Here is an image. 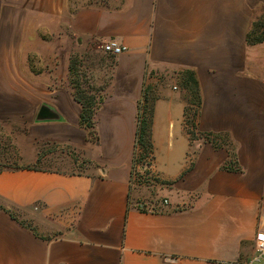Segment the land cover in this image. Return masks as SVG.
<instances>
[{
	"label": "crops",
	"instance_id": "crops-1",
	"mask_svg": "<svg viewBox=\"0 0 264 264\" xmlns=\"http://www.w3.org/2000/svg\"><path fill=\"white\" fill-rule=\"evenodd\" d=\"M258 19L264 0H0V115L24 114L26 100L42 145L80 153L71 169L0 173V264H248L264 215V39H247ZM108 40L125 50L106 53ZM39 47L42 71L31 64ZM73 49L101 66L75 76ZM180 69L200 88L193 124L187 93L160 80ZM74 77L100 100L95 139ZM146 90L147 173L160 182L144 192L131 180L145 166L135 144ZM41 106L49 118L37 119ZM164 198L160 210L134 204Z\"/></svg>",
	"mask_w": 264,
	"mask_h": 264
},
{
	"label": "rangeland",
	"instance_id": "rangeland-1",
	"mask_svg": "<svg viewBox=\"0 0 264 264\" xmlns=\"http://www.w3.org/2000/svg\"><path fill=\"white\" fill-rule=\"evenodd\" d=\"M263 32L264 30L262 28V31H257V34H261ZM39 49V53L35 52L31 54V64L35 67L34 69L42 71V47H39ZM73 50L70 51L68 55V57L72 56L70 57L69 66H71L73 74L79 78H81L82 75L85 73V67H92L94 69L99 68V66H101L103 62V59L101 57H96L93 60L82 61L78 58L77 55H74L76 54V50ZM64 56L66 55L61 53L60 58ZM44 57L46 58V56ZM182 71L183 69L176 70L170 74L162 73L160 74V80L170 81L179 89L184 90L186 92V90L181 85ZM73 80L74 85L79 83L77 78L74 77ZM80 86L82 87L84 86V84L81 85V83H79V87ZM81 87L80 89H82ZM83 91L85 92V90ZM83 95L85 97L94 96L95 98L97 96L93 93L88 92H86V94L84 93ZM22 105V112H25L22 115H17L18 111H2L5 114H3L2 116L0 115V168L10 166H35L37 168L53 167L63 170H67L68 168L71 169V162H74L75 160L79 161L80 153L76 152L70 145L67 144L58 143L50 144L47 146L42 145V138H38V136H35L34 134V132L38 133L39 128H32L30 121L27 117L28 112L26 108H28L29 102L25 100ZM196 109L197 108L194 105L188 106V119L190 120V124L194 123L193 121L197 115ZM192 137H199L201 141L209 142L213 145L217 143V141L215 140V135L213 134L198 135L197 133L192 132ZM42 154H48V156H46L42 160ZM38 155L40 156V158L38 161H36ZM151 155L152 153L148 155L144 163L150 162L151 164ZM81 158L86 159L84 155H81ZM151 177L152 181H150L149 183L144 182L138 185V191L145 192L144 186L151 190V188H153L151 187L152 183H155L157 185L159 184L160 181L157 178L156 174L153 173ZM152 198L161 199L162 197L153 195Z\"/></svg>",
	"mask_w": 264,
	"mask_h": 264
},
{
	"label": "trees",
	"instance_id": "trees-1",
	"mask_svg": "<svg viewBox=\"0 0 264 264\" xmlns=\"http://www.w3.org/2000/svg\"><path fill=\"white\" fill-rule=\"evenodd\" d=\"M264 30V21L263 19H258L254 22L252 29L248 32L247 39L248 42H260L264 39V32L257 34V31ZM70 70L71 66H70ZM182 87L187 92V103L189 105H194L198 107L201 104V95L198 80L195 76L194 71L190 69H184L181 73ZM86 94L79 87V83L75 84V98L81 104V114H80V124L88 129V132L92 136L91 138L95 139V129H94V117L100 100H96L94 96L85 97L83 94ZM155 97L151 91L146 90L139 104V117H138V126L136 130V148L139 149V153L135 158L136 162L144 163L145 159L150 153H152V143L150 139V130L152 124V106ZM40 156H37L36 161H38ZM33 168L35 166H10L0 168V173L5 169L10 168ZM37 168V167H35Z\"/></svg>",
	"mask_w": 264,
	"mask_h": 264
},
{
	"label": "built area",
	"instance_id": "built-area-1",
	"mask_svg": "<svg viewBox=\"0 0 264 264\" xmlns=\"http://www.w3.org/2000/svg\"><path fill=\"white\" fill-rule=\"evenodd\" d=\"M101 48L113 56H117L125 50L124 46L119 45L115 40L104 41L101 44ZM137 157V155H136ZM150 159V158H149ZM150 167V162L145 163L143 170L132 171V185L142 184L144 182L149 183L152 181V175L147 173ZM135 206L141 210L153 211L155 209H161L170 204L169 200L164 198L160 201H137ZM248 264H264V215L260 217L256 230V239L254 244V252L250 258Z\"/></svg>",
	"mask_w": 264,
	"mask_h": 264
},
{
	"label": "water",
	"instance_id": "water-1",
	"mask_svg": "<svg viewBox=\"0 0 264 264\" xmlns=\"http://www.w3.org/2000/svg\"><path fill=\"white\" fill-rule=\"evenodd\" d=\"M50 116H51L50 110L47 106H41L39 108L38 113H37L38 120L46 119V118H49Z\"/></svg>",
	"mask_w": 264,
	"mask_h": 264
}]
</instances>
